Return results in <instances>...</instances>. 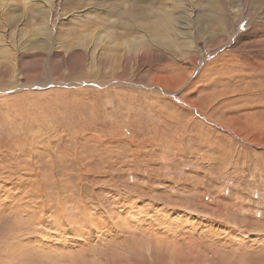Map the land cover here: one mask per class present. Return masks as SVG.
I'll list each match as a JSON object with an SVG mask.
<instances>
[{
  "label": "rangeland",
  "instance_id": "rangeland-1",
  "mask_svg": "<svg viewBox=\"0 0 264 264\" xmlns=\"http://www.w3.org/2000/svg\"><path fill=\"white\" fill-rule=\"evenodd\" d=\"M178 1L0 2V264H264V0Z\"/></svg>",
  "mask_w": 264,
  "mask_h": 264
},
{
  "label": "bare ground",
  "instance_id": "bare-ground-1",
  "mask_svg": "<svg viewBox=\"0 0 264 264\" xmlns=\"http://www.w3.org/2000/svg\"><path fill=\"white\" fill-rule=\"evenodd\" d=\"M24 3H27L31 0H23ZM175 2L179 3L178 0H174ZM0 2H3V3H7L5 2V0H0ZM179 11V10H178ZM180 16V13L178 14ZM127 16H129V19L127 22H126V25L129 27V28H133V29H136L138 31H141L143 33H146L147 34V37L148 39L151 41V43L153 44H162V43H166V45L168 43H170L169 40H166V38H164V36L162 35L165 30H169L168 28V25H167V21H166V17H162V15L160 14V11H154L153 12V19L150 20V22H152L151 24H149L148 26L142 22V16L141 14L139 13H130L128 14ZM180 20V18L178 19ZM173 21V20H172ZM46 24H48L47 22V19L44 21V25L46 26ZM138 29H137V28ZM45 33L46 35L48 34V30L46 31V29H44V27H40L36 30V34H42L44 35L43 37H45ZM153 33H156L157 35H159V37H151L150 34H153ZM49 35V34H48ZM161 35V36H160ZM5 35H3L4 37ZM50 36V35H49ZM52 36V35H51ZM2 37V36H1ZM111 37H113V35L111 34H104L103 32H100V33H96L95 36H92L90 37V41L92 42L91 44V47H92V52H97V50L100 48V54L102 55H105V56H108V52L106 51V49L104 48V46H107V47H111V49L113 48H116V47H121L122 45L123 46H127L128 49H131V48H137L139 47V45L137 44V41H135L136 39L135 38H131L130 40H126V41H123L122 43H112L111 42ZM116 37V36H114ZM128 37V36H127ZM121 39V38H120ZM108 42H111L109 45H105V43H108ZM116 43V44H115ZM137 44V45H136ZM118 50V49H116ZM113 51V50H112ZM110 52V56H113V52ZM128 51V50H127ZM1 52V51H0ZM116 52V51H115ZM118 52V51H117ZM133 53V52H132ZM2 54V53H1ZM123 54L125 55V53L123 52ZM122 55V54H121ZM129 55V54H128ZM123 56V55H122ZM209 67V66H208ZM207 68V67H206ZM169 79H172V78H166V77H161L159 79H157L158 81L160 80L162 86L160 87H163V88H167L168 91H170V89H177L179 88V86L183 83H180L178 84L179 86L178 87H173L172 86V83L170 82ZM129 85V84H128ZM174 85V84H173ZM94 86V85H93ZM170 88V89H168ZM161 91H164L161 89ZM167 92V91H166ZM168 94V92H167ZM5 95V94H4ZM7 98V97H6ZM243 98V97H242ZM6 100V99H5ZM4 100V101H5ZM197 109V108H196ZM241 136V135H240ZM20 237V236H19ZM28 242V241H27ZM17 243V242H16ZM8 245V244H7ZM16 245V244H15ZM18 245V244H17ZM16 245V246H17ZM23 245V244H22ZM10 247V246H9ZM54 247V246H53ZM7 248V247H6ZM17 248H19L17 246ZM10 253V252H9ZM53 257V256H52ZM57 257V256H56ZM54 260V259H53ZM60 260V259H59ZM61 262V261H60Z\"/></svg>",
  "mask_w": 264,
  "mask_h": 264
}]
</instances>
